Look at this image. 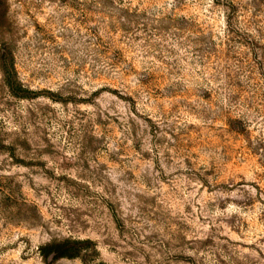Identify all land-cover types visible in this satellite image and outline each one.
I'll return each mask as SVG.
<instances>
[{
  "label": "rangeland",
  "instance_id": "1",
  "mask_svg": "<svg viewBox=\"0 0 264 264\" xmlns=\"http://www.w3.org/2000/svg\"><path fill=\"white\" fill-rule=\"evenodd\" d=\"M0 264H264V0H0Z\"/></svg>",
  "mask_w": 264,
  "mask_h": 264
},
{
  "label": "trees",
  "instance_id": "2",
  "mask_svg": "<svg viewBox=\"0 0 264 264\" xmlns=\"http://www.w3.org/2000/svg\"><path fill=\"white\" fill-rule=\"evenodd\" d=\"M4 73L7 76V81L11 84H17V72L15 69V66L13 62L10 63V65L5 68ZM19 91V90H18ZM14 92L17 96L21 95L24 96L25 94H20L19 92ZM53 251L55 252V259L61 258V257H74L76 256V251L74 250L76 247L74 245H70L69 241H65L63 243L54 244L51 246Z\"/></svg>",
  "mask_w": 264,
  "mask_h": 264
}]
</instances>
